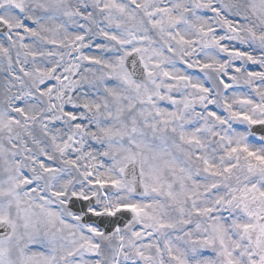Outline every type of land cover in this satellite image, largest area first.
<instances>
[{
    "label": "snow or ice",
    "instance_id": "snow-or-ice-1",
    "mask_svg": "<svg viewBox=\"0 0 264 264\" xmlns=\"http://www.w3.org/2000/svg\"><path fill=\"white\" fill-rule=\"evenodd\" d=\"M0 264H264V0H0Z\"/></svg>",
    "mask_w": 264,
    "mask_h": 264
}]
</instances>
